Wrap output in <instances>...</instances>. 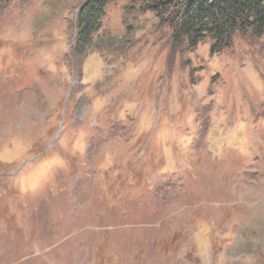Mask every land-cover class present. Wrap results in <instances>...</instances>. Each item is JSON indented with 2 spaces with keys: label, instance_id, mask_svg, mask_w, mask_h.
Wrapping results in <instances>:
<instances>
[{
  "label": "rangeland",
  "instance_id": "1",
  "mask_svg": "<svg viewBox=\"0 0 264 264\" xmlns=\"http://www.w3.org/2000/svg\"><path fill=\"white\" fill-rule=\"evenodd\" d=\"M83 3L0 0V264H264V35Z\"/></svg>",
  "mask_w": 264,
  "mask_h": 264
},
{
  "label": "trees",
  "instance_id": "2",
  "mask_svg": "<svg viewBox=\"0 0 264 264\" xmlns=\"http://www.w3.org/2000/svg\"><path fill=\"white\" fill-rule=\"evenodd\" d=\"M113 0H84L77 17L76 48L84 53L102 27L107 6ZM152 12L171 31L174 45L193 49L210 41L216 54L232 46L234 37L264 35V0H131Z\"/></svg>",
  "mask_w": 264,
  "mask_h": 264
}]
</instances>
